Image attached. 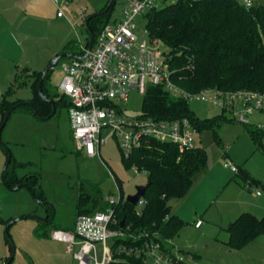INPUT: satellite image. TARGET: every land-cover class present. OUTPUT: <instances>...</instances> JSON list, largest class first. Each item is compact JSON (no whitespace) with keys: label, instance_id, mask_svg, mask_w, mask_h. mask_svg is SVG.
<instances>
[{"label":"rangeland","instance_id":"obj_1","mask_svg":"<svg viewBox=\"0 0 264 264\" xmlns=\"http://www.w3.org/2000/svg\"><path fill=\"white\" fill-rule=\"evenodd\" d=\"M108 2L70 0V5H66L61 1L60 8L66 14L63 18H59L56 12L47 19L29 16L31 18L22 21L19 28L5 26L10 33L0 42V104L4 95L10 101L31 100L34 97L31 72H44L60 54L67 50L78 52L81 45L87 46L90 33L86 20L93 13L103 11ZM124 8L123 0H116L109 11L110 24L121 20ZM136 23L139 26L137 33L142 38L147 19L140 15ZM2 33L8 34L0 28V36ZM71 41L75 44L73 50L68 49ZM161 49H166V46H161ZM165 56L167 58V53ZM68 59L61 57L51 70L48 83L52 96L60 93L65 75L63 66ZM175 84L184 89L180 86V79H176ZM200 91L187 89L186 92ZM144 98L132 90L128 101H115L127 117H136L144 114ZM53 99L59 102V111L49 120L38 118L29 106L23 105L11 113L1 133L0 264H7L12 256V242L15 255L9 264H79L68 252L67 243L53 237L44 239L37 236V217L47 215L46 206L28 188L15 190L5 185L3 174L9 157L7 149L13 154L19 176L40 174V186L46 201L55 206L54 224L65 226L75 218L76 190L82 182L99 185L104 198L115 195L119 199L121 189L124 200L136 194L137 186L148 183L147 172H137L125 165L123 156L128 152L121 147L122 138L113 135L111 129L103 133L104 141L98 149V156L89 157L85 149L78 151L67 99L59 96ZM189 104L202 121L222 113L213 101L194 97ZM226 120L221 124L217 121L216 130L205 129L195 134L196 144L207 151V166L194 176L193 186L185 199L170 201L173 213L186 225L179 236L163 238V241L167 247H175L176 252L190 249L201 254V264H264V234L240 249H230L223 243L228 235L220 229L221 226L227 227L243 212L264 218V115H252L251 125ZM260 123L262 128L258 127ZM248 128L260 129L262 136L259 141L253 138ZM149 147L155 148L153 145ZM225 163L246 169L250 179L256 181L250 187L236 172L226 168ZM232 177H236L235 180ZM256 191L260 194L257 195ZM203 214H206L203 223L197 226L196 222ZM7 222H13L9 229L11 242L7 238ZM97 247L101 259L102 244L98 243Z\"/></svg>","mask_w":264,"mask_h":264},{"label":"trees","instance_id":"obj_2","mask_svg":"<svg viewBox=\"0 0 264 264\" xmlns=\"http://www.w3.org/2000/svg\"><path fill=\"white\" fill-rule=\"evenodd\" d=\"M108 15L109 12L90 19L89 25L95 36L110 22ZM144 16L147 19L150 36L153 39H161L166 46L164 52L167 53L166 64L173 80L176 82V79H180V86L186 91L208 88L230 91L245 88L264 92V5L246 8L235 0H177L151 9ZM74 45L71 41L68 43V49L73 50ZM66 53L77 52L67 50ZM51 70L45 75L43 71L31 72L34 79L32 83L34 97L28 102L33 103L43 117L53 112L51 100L57 105L54 116L58 113L59 102L53 99L54 97L65 98L60 93L51 95L48 83ZM40 84L46 97L40 94ZM20 102L10 101L7 95H4L0 104V127L8 111L13 107L16 110ZM66 105L68 106V103ZM143 109L146 115L154 118H188L197 127L198 132L205 129L216 130L218 127L215 125L216 122L220 121L221 124L227 119L226 111L222 110L219 116L202 121L192 111L189 99L173 95L159 85L148 89ZM32 112L40 118L35 110L32 109ZM226 121L234 120L230 118ZM248 130L254 139L260 140L262 136L260 129ZM150 145L155 148L138 147L129 155L123 156L128 168L148 173V189L137 206L124 200L123 194L121 195V200L113 206L116 226L123 227L124 221V229L129 228L133 233L149 232L154 237L158 234L157 238L161 240L175 238L186 224L173 213L170 201L187 196L193 186L194 176L207 166V151L200 145L184 151L171 143L151 141ZM7 150L11 160L3 174L5 185L13 189L26 184L35 198L46 201L40 186V174L19 176L15 170L17 163L13 159V154ZM236 174L241 176L244 183L248 182L250 187L252 182L256 181L250 179L251 176L246 169L239 168ZM234 178L236 177H232V180H235ZM118 183L121 187L120 181ZM76 191L78 195L75 218L65 226L54 224V208L44 204L47 209L45 218L48 221L39 219L36 229L38 237L51 238L53 231L57 229L73 231L79 215L104 211L109 205L99 185L82 182ZM12 224L13 222H7L9 241L11 240L9 229ZM53 225L55 226L52 228ZM227 231L228 239L224 243L230 249H240L253 238L264 234V218L260 219L250 212H243L230 224ZM10 249L13 251L11 243ZM184 253L192 256L194 264H201V254L191 250H185ZM11 261L12 256L7 264ZM109 264L145 263L141 257L129 259L119 257Z\"/></svg>","mask_w":264,"mask_h":264},{"label":"built area","instance_id":"obj_3","mask_svg":"<svg viewBox=\"0 0 264 264\" xmlns=\"http://www.w3.org/2000/svg\"><path fill=\"white\" fill-rule=\"evenodd\" d=\"M70 0H54L57 16L65 17L60 8ZM177 0H123L125 8L120 21L103 26L95 36L90 49L80 46L75 57L63 66L65 72L59 91L67 99L69 118L78 151L86 150L89 157L99 155L103 133L112 130L122 138L121 147L131 151L150 146L151 141L171 143L182 151L197 146V127L188 118H154L145 113L127 117L116 99L128 101L132 90L145 96L151 86H163L173 95L213 101L227 116L236 122L251 125L250 117L264 114V92L253 89L223 90L208 88L190 93L179 88L166 64L165 45L161 39H153L146 27L141 38L136 19L151 9ZM203 1V0H191ZM246 8L264 5V0H235ZM90 41V40H89ZM85 56L84 58H81ZM212 97V98H211ZM226 168L238 172L236 165L225 163ZM137 171V170H135ZM138 172V171H137ZM115 195L106 198L109 206L104 211L77 217L73 231L57 229L52 237L67 243L68 252L79 264H109L117 258L141 257L145 264H194L191 255L168 245L158 234L133 233L129 228L116 226L115 208L121 200ZM259 195L260 192L256 191ZM202 223L199 220L196 225ZM132 240V243L126 242ZM102 244V258L98 257L97 244ZM111 244V245H109Z\"/></svg>","mask_w":264,"mask_h":264},{"label":"crops","instance_id":"obj_4","mask_svg":"<svg viewBox=\"0 0 264 264\" xmlns=\"http://www.w3.org/2000/svg\"><path fill=\"white\" fill-rule=\"evenodd\" d=\"M56 10L57 7L54 3V0H0V28L1 30H6V32L8 33V34L2 33V35L0 36L1 38L0 42L4 41V37L8 36L10 33V30H8L9 28L5 29V26L10 25L14 28L15 27L19 28L22 21H26L28 18H31L29 16L39 19H47L49 17H53L57 12ZM59 18H63V17H59ZM259 115L263 117L264 114L259 113ZM258 127L262 128L263 125H261L260 123ZM186 197H184L183 199H185ZM205 215L206 214H203V216H201L199 220L203 221L204 220L203 217ZM229 226L230 223L227 224V227L221 226L220 229L221 231L226 232L228 235L227 230ZM179 235L180 233L178 234V236ZM224 242L225 240L223 241V243Z\"/></svg>","mask_w":264,"mask_h":264},{"label":"water","instance_id":"obj_5","mask_svg":"<svg viewBox=\"0 0 264 264\" xmlns=\"http://www.w3.org/2000/svg\"><path fill=\"white\" fill-rule=\"evenodd\" d=\"M115 1H116V0H109L107 7H106L103 11H100V12H97V13H95V14H92L91 16H89V18H87V20H86V26H87V28H88V30H89V33H90V49L92 48V46H93V44H94V40H95V33H94V31L91 29V27H90V25H89V21H90V19H91L92 17H96V16H100V15H105V14H107V13L110 11V9L113 7V5L115 4ZM61 57L71 58V57H75V54H69V53H63V54H60L59 56H57V57H56V58L50 63L49 67L43 72V75H45L50 69H52L53 66H54L55 64H57V62L59 61V59H60ZM84 57H85V56H83V57H81V58H84ZM39 89H40V94H41L42 96L46 97V96L43 94V92H42V86H41V84H40V86H39ZM51 103L53 104V108H54V109H53L52 114L49 115V116H47V117H43V116L41 115L39 109H38L33 103H30V102H20V103L17 104V106H18V107H19V106H23V105L30 106L33 110H35V112L38 114V116H39L41 119H43V120H49L52 116H54V114L56 113V110H57V105L55 104V102H54L53 100H51ZM14 110H15V107L11 108V109L8 111V113L6 114L5 119H4V122H3V124H2L1 127H0V137H1V133H2V131H3V128L5 127V125H6L7 121H8V119H9V117H10V115H11V113L14 112ZM0 139H1V138H0ZM10 160H11V155L9 154L8 161H7V164H6V166H5V170H4V172L6 171V169H7V165L9 164ZM22 187H26V188H28V186H27L26 184H21V185H19V186H16V187L13 188V189L17 190V189L22 188ZM147 189H148V185L137 186L136 194H134V195H129V196L126 198V200H127L128 202H130L131 204L135 205V206L139 205L140 202H141V200H142L143 197L145 196V194H146V192H147ZM36 199H37L39 202H42L43 204H48V205H51L53 208H55L54 204H52V203H50V202H47V201H41V200L38 199V198H36ZM53 214H54V215H53V217H54V216H55V211H54ZM53 217H51L50 219L52 220ZM37 218L40 219V220H42V221H44V222L48 221V219L45 218V217H37ZM124 224H125V222L123 221V222H122V226H124ZM12 246H13V254H12V259H13L14 255H15V244H14L13 242H12Z\"/></svg>","mask_w":264,"mask_h":264}]
</instances>
